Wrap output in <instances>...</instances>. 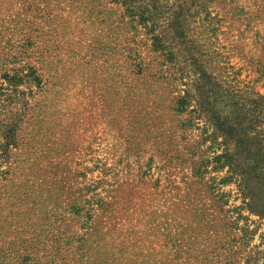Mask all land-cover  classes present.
<instances>
[{
	"label": "rangeland",
	"instance_id": "rangeland-1",
	"mask_svg": "<svg viewBox=\"0 0 264 264\" xmlns=\"http://www.w3.org/2000/svg\"><path fill=\"white\" fill-rule=\"evenodd\" d=\"M244 145L264 0H0V264H264Z\"/></svg>",
	"mask_w": 264,
	"mask_h": 264
},
{
	"label": "trees",
	"instance_id": "trees-1",
	"mask_svg": "<svg viewBox=\"0 0 264 264\" xmlns=\"http://www.w3.org/2000/svg\"><path fill=\"white\" fill-rule=\"evenodd\" d=\"M216 131H218V133H221L222 137H223V141H222V145L224 147V153L229 151V148L233 142V131L234 130H227V129H222L221 127H216L215 128ZM246 135V134H245ZM242 143L245 144V142L243 140H240L238 142V144L242 145ZM247 143V142H246ZM246 145V144H245ZM244 145V147H245ZM248 146V143H247ZM251 149V147L249 148V150ZM240 151H242L241 153V163L237 165L236 161L233 160L232 156L226 154L224 155V158L227 159L228 161V165L230 166V171L234 172L235 175H239L240 176V182H239V186L244 189L243 192L248 191V190H252L254 188V186L250 185V180H255L257 181V183L255 184H259L260 182H262L264 184V177L261 176L263 173V167H262V163L257 162V166L253 164V169L251 170L252 172L249 171V167H250V160L247 157V149L245 147V149H243L241 147ZM254 157L257 159L258 154H255ZM222 158V157H220ZM259 165V166H258ZM260 181V182H259ZM249 192V191H248ZM256 200L261 199L262 203L258 204L255 203H249V207L252 211H256V213H258V215H260L261 217H264V193L261 192V190L259 189V191L256 193V195L254 196ZM254 205V206H253Z\"/></svg>",
	"mask_w": 264,
	"mask_h": 264
}]
</instances>
